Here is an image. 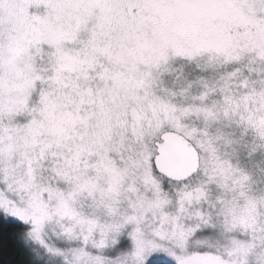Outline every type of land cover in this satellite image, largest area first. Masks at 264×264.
<instances>
[{
    "label": "snow or ice",
    "instance_id": "snow-or-ice-1",
    "mask_svg": "<svg viewBox=\"0 0 264 264\" xmlns=\"http://www.w3.org/2000/svg\"><path fill=\"white\" fill-rule=\"evenodd\" d=\"M0 214L27 264H264V0H0Z\"/></svg>",
    "mask_w": 264,
    "mask_h": 264
},
{
    "label": "trees",
    "instance_id": "trees-1",
    "mask_svg": "<svg viewBox=\"0 0 264 264\" xmlns=\"http://www.w3.org/2000/svg\"><path fill=\"white\" fill-rule=\"evenodd\" d=\"M3 216H0V221ZM22 226L13 220L0 229V262L2 264H27V255L19 245L16 238V230Z\"/></svg>",
    "mask_w": 264,
    "mask_h": 264
},
{
    "label": "rangeland",
    "instance_id": "rangeland-1",
    "mask_svg": "<svg viewBox=\"0 0 264 264\" xmlns=\"http://www.w3.org/2000/svg\"><path fill=\"white\" fill-rule=\"evenodd\" d=\"M0 216H3L2 214H0ZM8 220H12L11 218H9ZM14 221V220H13ZM16 222V221H15ZM45 264H55V261H53V260H46L45 261Z\"/></svg>",
    "mask_w": 264,
    "mask_h": 264
}]
</instances>
